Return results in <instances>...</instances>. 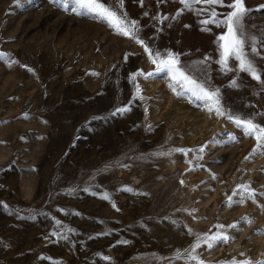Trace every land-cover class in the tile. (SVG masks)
Returning <instances> with one entry per match:
<instances>
[{"label":"rangeland","instance_id":"obj_1","mask_svg":"<svg viewBox=\"0 0 264 264\" xmlns=\"http://www.w3.org/2000/svg\"><path fill=\"white\" fill-rule=\"evenodd\" d=\"M99 2L136 21L153 54H179L186 74L219 89L223 109L264 126V83L221 71L214 41L225 29L201 31L207 12L173 19L178 0ZM245 4L259 41L264 0ZM0 53V264L264 261V149L253 152L256 139L209 105L177 96L170 76L133 80L156 68L143 46L52 0H0ZM206 233L230 239L209 248Z\"/></svg>","mask_w":264,"mask_h":264},{"label":"snow or ice","instance_id":"obj_2","mask_svg":"<svg viewBox=\"0 0 264 264\" xmlns=\"http://www.w3.org/2000/svg\"><path fill=\"white\" fill-rule=\"evenodd\" d=\"M15 2L19 4L20 0H15ZM52 2L58 4L61 10L65 12L70 11L76 15L91 14L102 19L110 27L114 28L117 34L130 37L135 43L143 46L144 51L149 54V57L152 59V63L156 65V68L153 72L144 73L138 71L134 73L132 75L133 80H135L137 76L149 78L160 75L161 73L170 76L173 83L170 84L169 87L176 92L177 96H190L195 101L209 105L208 111H215L217 116L226 117L230 122L235 124L237 128L241 129L245 135L253 136L256 139L257 147L253 149V152H256L258 149H264V126L257 124L251 118H241L223 109L220 103L219 89H211L206 83L199 82L192 75L186 74L184 68L179 63V54L170 51L163 56L158 52L153 54L152 49L145 44L144 40L139 38L137 22L129 20L126 14L119 13L115 6H106L104 3L99 2V0H52ZM140 2L142 4L143 0H140ZM178 2L183 7L176 13L173 19L178 18L185 10L196 12L197 14L207 12V18L200 21V24L202 25L201 31H211L208 25H214L217 28L225 29V31L219 34L214 41L219 51V59L217 63L223 73L227 74L235 70L249 75L253 80L264 83L262 73L255 62V57L260 55L258 43L259 45L264 46V36L260 37L258 41L254 34L247 33L245 20L248 17L250 9L246 6L245 0H228L227 3L225 0H178ZM197 4H204L207 7L196 9L194 6ZM119 5L120 7L123 6V0H119ZM217 6L221 8L226 7L229 11L219 13L216 11ZM260 7L264 9V5H261ZM165 19H168V17H162L161 22ZM185 27L189 26L185 25ZM7 55L8 54L6 53H0V60L5 59ZM206 60L207 58H205V61ZM230 61L235 62L234 66L230 64ZM12 63H16V61H13ZM29 71H31V69H29ZM176 85L180 86L181 91H177ZM230 86L237 87L238 81L232 80ZM137 91H139L138 87ZM127 111H130L129 107L118 108L113 115L123 114ZM229 139L234 140L235 137L230 136ZM204 147H206V145L202 146L198 151L203 152ZM175 151L187 155L188 152L193 150L176 149ZM238 187L243 190L242 195H246L247 198L252 199L253 202H255L256 193L255 190L250 188V185H240ZM128 190L130 191V189ZM103 198L109 199L107 194H105ZM229 199L231 200V197H229ZM243 202V199H241L237 203ZM113 206L115 207V205ZM216 227L222 229L225 226L217 225ZM228 227H235V225H230ZM229 239L230 237L223 233L211 237L206 233L203 236V241L204 243H207L209 248L214 247V245L220 241L227 242ZM123 243H127V241H123ZM199 246L200 238H198L193 245V251ZM191 258L193 260L196 259L195 256H192ZM105 259L110 258L105 257ZM231 264H237V262L233 260ZM239 264H251V262L242 261L239 262ZM259 264H264V261H260Z\"/></svg>","mask_w":264,"mask_h":264}]
</instances>
